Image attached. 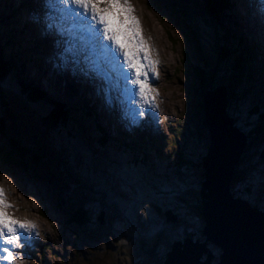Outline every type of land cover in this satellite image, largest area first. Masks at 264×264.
<instances>
[{
  "label": "rangeland",
  "instance_id": "rangeland-1",
  "mask_svg": "<svg viewBox=\"0 0 264 264\" xmlns=\"http://www.w3.org/2000/svg\"><path fill=\"white\" fill-rule=\"evenodd\" d=\"M30 1L15 0L14 3V0H0V43L5 44L2 46L6 51L4 55L7 59L16 57L24 61L25 67L18 76L36 88L39 102L46 105V111L55 106L73 107L78 99H72L70 93L67 95L66 91L59 89V95L49 99L47 93L38 87L48 77L35 73L39 66L29 63V58L47 64L48 55L34 47L29 48L31 55L26 54L21 45L25 44L27 49V39L15 38L8 31L9 25L16 23L20 27L26 15L32 16L30 12L34 11L35 5ZM46 1L48 3V0H44V3ZM250 2L253 7L258 5L257 0ZM259 2L262 6L261 1ZM39 4L42 7L43 3ZM133 4L160 65V78L156 83L159 96L155 101L158 108H141L145 114L151 113L154 117L152 116L149 124L141 125L149 130L148 135L134 138L137 143L132 147L139 149L135 157L132 150L128 152L118 146L122 143L121 140L114 139L121 138L119 133H113L110 128L109 123L114 118L105 115L101 110L98 112L91 100L81 95V88L77 95L83 99L79 102L82 101L90 107L91 115L88 116L86 112L81 121L84 127L80 129L85 128L86 124L89 126L85 130V138L79 136L80 140L75 139L73 134H68L61 126L46 127L44 121L28 111L22 97L16 92L7 89L6 92L5 88L2 91L4 97L8 93V99L12 102L19 120V125L12 129V136L24 139L26 146L32 150L31 159H24L28 169L0 163V185L5 188L7 199L13 205L8 211L21 221L37 222L41 230H36L39 237L29 245L31 250L24 251L26 258L23 259V264H161L171 243L182 241L188 232L194 239L204 238L201 231L204 222L199 209V188L203 179L200 160L206 149L207 132L202 128V108L199 104L200 93L203 92L200 89L202 81H198L191 69L194 66L198 70L200 68L204 78L209 79L211 70L213 73L216 67V61L209 58L211 63H206L201 54L202 47H198L194 35L189 32L181 16L169 8L166 0H133ZM18 6L24 7L25 14L24 18L20 17V21L16 22ZM230 6L233 8L230 13L238 23L234 28L240 35L237 36L240 39L239 50L233 47L232 51L241 56L245 67L244 74L239 78L241 81L237 82L236 72H232L236 83L233 91H238V98L236 100L227 95L225 108L238 127L237 124L245 121L247 112L254 103L264 105V50L262 48L261 51L254 42L255 46L252 48L247 44L249 42L245 40V34L249 33V40L253 38V34L249 29L248 32L244 30L245 24L238 0H232ZM5 9L8 10L6 16L11 17V20L3 17ZM227 9H223L220 15V23L226 30L232 22L235 23L230 14L228 16ZM51 31L52 28L47 29V33ZM258 36L263 43L264 36ZM224 39L229 42L227 37ZM205 41L211 44L212 36L208 35V40ZM42 42L43 40L40 43ZM243 43L255 52L254 58L246 56ZM61 44L64 45V41ZM232 45L228 44V47ZM51 52L60 56L56 49ZM75 54L84 61L79 49ZM253 68H256V73H253ZM261 69L263 76L257 74ZM219 74L222 78L221 72ZM226 79L225 76L222 80L226 82ZM214 80L215 84H220L218 79ZM7 81L12 87V75L8 76ZM72 84L78 86L79 83L75 81ZM48 87L53 89L49 85ZM209 87L211 89V85ZM90 88L88 94L93 100L96 97L94 95L102 90ZM122 101L127 107V99L122 97ZM92 114H97V122L99 118H103L105 126H100L108 131V136L101 133L102 129L99 130L100 133L94 134L91 127L94 125V120L91 122ZM87 116L90 119L88 123ZM73 125L76 128V123ZM154 125L158 127L154 128ZM153 128L162 133H154ZM246 132L244 134L248 139L237 170L242 178L235 176L232 179V191L237 197L247 199L251 205L256 204L259 206L257 208L264 210V137L261 135L252 139ZM135 134L136 132L126 135L131 137ZM152 134L153 137H150ZM150 141L153 144H149ZM4 143L3 136L0 135V147ZM113 143L118 147L116 151L109 147ZM143 144L157 152L153 151L148 157L149 153L141 150ZM118 150L121 152L118 153ZM32 153L41 154L33 157ZM148 165L151 169H147ZM115 185L123 193L117 191ZM75 206L87 211L88 223L85 226L69 223L68 213L72 214ZM100 211H103L102 223L97 220ZM167 213L175 218L166 220ZM208 245L213 249V261H216L219 255L218 246ZM17 264H20L19 260Z\"/></svg>",
  "mask_w": 264,
  "mask_h": 264
},
{
  "label": "snow or ice",
  "instance_id": "snow-or-ice-1",
  "mask_svg": "<svg viewBox=\"0 0 264 264\" xmlns=\"http://www.w3.org/2000/svg\"><path fill=\"white\" fill-rule=\"evenodd\" d=\"M53 13L49 28L67 37L65 53L86 52L88 70L102 76L126 94L138 96L142 107L158 108L152 83L159 77V61L143 35L133 0H48ZM151 73V79H150ZM143 116L141 110L138 113ZM13 205L0 185V264H23V249L39 237L37 225L15 218Z\"/></svg>",
  "mask_w": 264,
  "mask_h": 264
},
{
  "label": "water",
  "instance_id": "water-1",
  "mask_svg": "<svg viewBox=\"0 0 264 264\" xmlns=\"http://www.w3.org/2000/svg\"><path fill=\"white\" fill-rule=\"evenodd\" d=\"M201 52L203 58L208 54L204 45ZM209 81L213 83L202 85L204 93L201 96L204 103L203 123L210 141L200 160L203 179L199 188V209L204 222L201 229L204 238L192 240L186 237L172 242L161 264H264V210L251 205L246 199L235 198L232 193L231 182L239 168L246 136L227 115V91L224 85L215 84L212 70ZM208 85L213 88H207ZM8 101L15 111L12 102ZM18 122L17 117L14 128ZM19 140L23 146L27 145L24 139ZM9 145L6 147L9 148ZM20 146L17 144L15 150ZM75 209L72 213H77L76 206ZM99 213L97 220L102 223L103 211ZM174 218L171 214L167 215V220ZM208 244L218 246L219 255L215 262L214 251Z\"/></svg>",
  "mask_w": 264,
  "mask_h": 264
},
{
  "label": "trees",
  "instance_id": "trees-1",
  "mask_svg": "<svg viewBox=\"0 0 264 264\" xmlns=\"http://www.w3.org/2000/svg\"><path fill=\"white\" fill-rule=\"evenodd\" d=\"M169 3V8L172 9L176 14L178 13L183 21L185 22L186 27L190 30L189 32L194 35V38L197 41L198 47H201L204 44L205 39L208 40V35L212 36V45L209 41H205L206 43V50L209 54L210 60H213V54L219 53L216 60V67L213 69V76L217 80L218 83L226 85L228 84V96L230 98L234 97L235 93L233 92V85L235 82V79L232 78V72L235 71L238 73V77L240 78L241 75L244 74V63L241 58V56L236 55L232 50L233 47L235 50H239L240 45V39L238 38L240 35L235 30V26H237V21L235 23L232 22L230 25V28L226 30V27H223L220 23V15L222 13L223 9H226L228 7V0H166ZM227 18V16H226ZM204 33H201V32ZM203 34V36L201 35ZM198 36L200 37L199 39ZM205 36V37H204ZM238 36V37H237ZM224 37H227L228 43L224 39ZM218 44L220 47H218ZM228 44L232 46L228 47ZM249 45V44H248ZM5 44L0 43V135L3 136L7 144L9 145V148H7V144H2L0 147V163L2 165H19L20 167H26L24 164V159L26 157L28 159L30 158V151H32L29 147L23 146L22 143H20V140L17 139L14 135L12 136V129H14V126L17 124V117L15 115V111L12 110V108L8 105V96L4 97V88L15 93L22 99V101L27 105L28 111L34 116H38L40 120L44 121L45 126L48 128L55 127V126H61L68 134H73V137L75 139H79L80 137L85 138L86 133L85 130L86 127L89 126L86 124V127L83 129H80L83 124L80 123L82 119L85 117V113H83L80 117L79 113L77 112V109L71 110L69 107L65 106H55L53 109L46 111L47 109L44 108L46 105H42L41 102H39V94L36 88L30 84H27L24 79L20 78L18 75L20 72L23 71L24 65L22 61H20L19 58H10L7 59L4 55L6 51H4L3 47ZM251 48L254 47L250 45ZM245 51L247 52V55H250L254 58L255 52L247 47L244 43L242 46ZM9 48V46H8ZM212 52V54H211ZM202 54V52H201ZM203 55V54H202ZM216 58V59H217ZM208 60V64L209 61ZM221 68V74L224 73L226 78L231 79L228 81L226 79V82L222 80L220 77V69ZM200 70V71H199ZM194 66L191 69V73L196 76L198 81H202L200 84V89L202 91V85L209 83H213L209 81V79L204 78L203 72L201 69ZM238 71V72H237ZM12 75V87H10L8 84V76ZM236 75V74H235ZM217 77V78H216ZM231 83V84H230ZM3 91V92H2ZM7 92V91H6ZM23 103V104H24ZM24 104V105H25ZM86 106V105H85ZM88 109L90 107L86 106ZM46 109V110H45ZM94 120L93 124L99 125L97 126L99 129H102V132L104 135L108 136V131L100 126V124L96 121V116L92 114ZM248 119V120H246ZM244 120V118H243ZM72 121L76 123V128L72 124ZM90 122V119L86 120V123ZM22 124V121L20 125ZM19 125V122H18ZM240 130L247 133L249 138H258L259 136L264 137V105L262 104H253L251 109L248 110L247 116L245 117V121L242 123L237 124ZM79 128V129H77ZM82 130V131H81ZM98 133V132H97ZM80 136V137H79ZM116 139V138H114ZM93 141V140H92ZM20 143V144H19ZM21 145L18 150H15L16 145ZM14 148V149H13ZM130 149L134 153V157L138 154L139 149H133L130 146ZM45 152L44 150H40V152ZM41 154V153H40ZM149 155V154H148ZM33 157H37L36 153H32ZM185 158V157H184ZM145 159V158H142ZM180 159H182V156L180 155ZM187 160V157H186ZM29 161V160H28ZM177 164V166H179ZM200 167V166H199ZM240 174V173H239ZM235 176H237L238 179L242 178L238 175V171H236ZM239 176V177H238ZM235 178V177H234ZM77 209H80L77 211V213L69 214L68 221L69 223H73L77 226H85L86 223H88V219L86 217V212L83 211L80 207H77ZM43 215V214H42ZM45 217V215H44ZM188 235L193 237L191 233L188 232ZM194 238V237H193ZM196 238V237H195Z\"/></svg>",
  "mask_w": 264,
  "mask_h": 264
},
{
  "label": "bare ground",
  "instance_id": "bare-ground-1",
  "mask_svg": "<svg viewBox=\"0 0 264 264\" xmlns=\"http://www.w3.org/2000/svg\"><path fill=\"white\" fill-rule=\"evenodd\" d=\"M36 1V0H32V4L33 2ZM38 1V7H37V10L33 9L37 12V16L34 17V16H31L29 17V15H26L25 16V20L23 21L22 25L20 27L24 28V29H27L24 33V37L27 39V42H28V38L26 37L30 31L31 35H30V41L31 43L33 44V47L35 50H37V48L39 47L40 45V38L37 34V32L40 31V28L42 25L46 26L44 27V29L42 30L45 31L46 29L49 28V15L52 13V10L49 6V3H47V1L44 3V0H37ZM235 1V0H234ZM251 0H238V3L240 4V7H241V13L243 15V23L245 24V32H248V29L252 32L253 34V38L251 40H249V33L248 34H245V40L249 43V45H254L257 44L261 51H262V48L264 50V40H263V43L261 42L260 38L258 35H261V36H264V29L261 28V23L264 24V17L263 16H260V19L259 18H256V19H249L248 18H251L250 16V11L249 10H252V11H257V10H263V13H264V0H257L258 2V5L253 7L251 2ZM262 3V6H260V2ZM40 2L43 3L42 7L41 5L39 4ZM232 2V0H228V9L226 10L228 16L230 14V17H232V20L236 22V19L234 18V15L232 16V13H230V10H232V6H230V3ZM19 10H18V13L15 15V21L16 22H19L20 21V17L21 18H24V7L23 6H18ZM14 9V8H13ZM13 9H11L10 11H13ZM237 10V9H236ZM46 11V12H45ZM8 12V11H7ZM7 12L5 13V15H7ZM229 12V13H228ZM144 14V13H143ZM261 20V22H260ZM146 21V20H145ZM144 22V21H143ZM238 25V23H236ZM261 28V29H260ZM55 32H56V35L58 34V43H56V50L60 53H65V47H66V44H65V41L67 40L66 36L65 38H61V36L59 35V33L57 32V29L56 28H52ZM29 30V31H28ZM149 33V31H148ZM143 35L144 37L147 39V36L145 35V32H144V29H143ZM60 36V37H59ZM62 37H64L62 35ZM64 41V45L61 44V42ZM148 43L150 44V41L149 39H147ZM253 42L255 44H253ZM29 43V42H28ZM151 45V44H150ZM205 46V44H203ZM203 45L200 47V49L203 51ZM152 48V47H151ZM84 52V51H83ZM86 53V52H84ZM203 54V52H202ZM216 54V56H215ZM219 54V53H218ZM217 53H215L214 51V54H213V61L215 62L217 59V56H218ZM152 56L154 59L158 60L159 59L155 56L154 52H153V49H152ZM203 56V55H202ZM62 57V56H61ZM205 61L206 63L208 62L209 60V56L208 54H205ZM59 62H57L56 64L58 65ZM70 73L75 76L77 78V81H78V86L75 85V84H72L70 83L69 84V87H68V90L73 94V97L72 99H78L77 102H79V100L83 99V97L81 96H78L77 93H78V90L80 89V93L82 96L84 97H87L91 100V102L96 106V109L98 110V112L101 110L105 115H110V117L114 118L113 121H111L109 123L110 125V128L111 130H113V133H119V135L121 136V138L125 135V140L124 141H127L125 142L124 144L122 143H119L118 146L119 147H122L124 148L125 150H128V152L131 150L130 149V146L131 148H133V144L134 143H137V141L135 140L136 138H140L143 136V134H146L148 135V132L149 130H145V127L144 126H141V125H145V124H149L151 121H152V118L154 117L153 114H144L143 116H140L138 113L140 112L141 108H142V102L140 101L139 97L138 96H132L130 94H126L125 91H124V86H123V83L121 82V85L119 87H117V89L112 92V93H109L108 91H106V94H107V98L104 102H101L100 100L98 101L99 99V96L103 93V91H101L100 93H98V95H94L96 96L95 98H92L89 96V92L91 91V88L90 87H94V89H100L101 87L99 86V84L97 85H93L97 82V78H98V74L95 73V72H92L90 70H88L86 64L84 61L76 58L75 56V60L74 62H72L70 65ZM160 67V65H159ZM204 67V65H203ZM220 69V68H219ZM35 72V71H34ZM37 72H40V71H37ZM221 72V70H220ZM36 73V72H35ZM34 73V74H35ZM83 73H86L87 76L84 77L83 76ZM252 73V72H250ZM253 73H256V68H253ZM259 73L263 76V70L261 69L259 72H257V74L259 75ZM44 74L45 76L49 77V74L47 71H44ZM36 75V74H35ZM222 76V79L224 80L225 79V75L224 73L221 74ZM232 76V75H231ZM160 78V73H159V77L157 80H155L153 83H152V86L156 88V83L158 82ZM232 78L234 79V77L232 76ZM104 79V78H103ZM150 79H151V73H150ZM228 81L231 79L230 78H227ZM105 80V79H104ZM241 81L242 79H239L238 77V73H236V81L238 82ZM107 81V80H105ZM108 82V81H107ZM231 84V83H230ZM236 83L234 82V85ZM48 85L50 87H52L53 89H57L58 85L57 83H48ZM223 85V84H222ZM233 85V87H234ZM90 86V87H89ZM210 85L207 86V88L210 89L209 87ZM225 86V85H224ZM227 87H228V84L226 85V91H227ZM211 88H213V86H211ZM97 90V91H98ZM235 93L234 97L232 98H238V91H233ZM67 95H70L68 92H65ZM204 93L201 92V96L202 94ZM227 95H228V92H227ZM122 97L123 98H126L127 99V107L125 106L124 102L122 101ZM130 98V99H129ZM86 99V98H84ZM226 102H227V99H226ZM99 104V105H98ZM199 104L202 108V111L201 112V115L202 117L204 118V112H203V107H204V103H203V100L200 98L199 100ZM251 105V104H250ZM249 105V106H250ZM146 106V105H145ZM225 106H226V103H225ZM144 107V106H143ZM123 108V109H122ZM126 108V109H125ZM105 111H107L108 113H111V114H108V113H105ZM225 111H226V108H225ZM228 116L231 117V115H229V112H226ZM97 114H95L96 116ZM153 116V117H152ZM88 117V116H87ZM202 118V119H203ZM233 119V118H232ZM234 120V119H233ZM82 121V120H81ZM80 121V123H81ZM202 121V120H201ZM204 121V119H203ZM202 121V128H204L207 131V128L205 126V124L203 123ZM93 122V121H91ZM139 122V123H137ZM98 123L102 126H105L103 123H104V120L103 118H99L98 120ZM108 125V124H107ZM93 131H94V134H96L97 132L100 133V131L98 130L99 128L95 125L91 126ZM158 127V125H154V128ZM239 127V126H238ZM154 133L157 132V134L159 133H162V131L158 130V129H154ZM110 131V130H109ZM145 131V132H144ZM242 131V130H241ZM136 134L134 136H131L130 135H126V134H129V133H135ZM103 134V133H102ZM104 135V134H103ZM106 136V135H105ZM246 136V135H245ZM150 137H153V134L150 136ZM135 138V139H134ZM254 138V137H253ZM252 138V139H253ZM155 139V138H154ZM153 139V140H154ZM247 137H246V143H247ZM152 140V142H153ZM95 141V140H94ZM96 142V141H95ZM106 142V141H105ZM151 141L149 142V144H153ZM97 143V142H96ZM145 143V142H144ZM210 141H209V135L207 133V137H206V149L209 145ZM143 148L141 150H144L147 154L149 153V156L150 157L154 152H157V150H152L150 146H148L147 144H143L142 145ZM246 146V145H245ZM109 147H111V149H114V151H116L118 149V147L116 146V144L113 143V145H110ZM245 148V147H244ZM133 149H138L137 147L133 148ZM150 149V150H148ZM206 149L203 153V155L205 154L206 152ZM121 152L120 150H118V153ZM121 155H123L122 153H120ZM202 158V157H201ZM147 160V163H148V158H146ZM144 161V160H143ZM145 162V161H144ZM147 165V164H146ZM150 165H148V168L147 169H151V167H149ZM155 169V168H154ZM156 170V169H155ZM236 174V173H235ZM1 176V175H0ZM158 177V176H156ZM111 182V180H109ZM121 188V187H120ZM115 189L117 190V187L115 185ZM120 193H123L122 191L118 190ZM9 192V191H8ZM233 193V192H232ZM233 196L235 198H241V197H237L236 195H234L233 193ZM27 197V196H25ZM29 197V196H28ZM28 199V198H27ZM244 199V198H242ZM247 200V199H246ZM248 201V200H247ZM249 202V201H248ZM250 203V202H249ZM251 204V203H250ZM256 207H259L258 205L255 204ZM16 207V206H15ZM261 209V208H260ZM14 211H15V208H14ZM14 215V214H13ZM168 215V213H167ZM15 217V215H14ZM167 220V219H166ZM37 225V228L36 230H38L39 232H41L40 230V226L37 222H33ZM35 230V231H36ZM186 237H189L191 238L192 240H195L193 237L189 236L188 233H187V236ZM185 237V238H186ZM36 237L33 238V240L35 239ZM177 241H180V240H177ZM31 249L29 248V246L25 247L23 249V252H27V251H30ZM165 256V254H164ZM215 262V261H214Z\"/></svg>",
  "mask_w": 264,
  "mask_h": 264
}]
</instances>
